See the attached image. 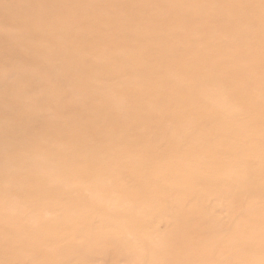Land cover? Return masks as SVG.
Instances as JSON below:
<instances>
[{
    "label": "bare ground",
    "instance_id": "1",
    "mask_svg": "<svg viewBox=\"0 0 264 264\" xmlns=\"http://www.w3.org/2000/svg\"><path fill=\"white\" fill-rule=\"evenodd\" d=\"M188 5L0 0V264H262L264 10L249 11L264 0ZM172 68L186 84L174 90ZM87 170L103 191L145 189L128 199L162 235L121 199L98 202V185L73 199ZM67 205L95 208L86 244Z\"/></svg>",
    "mask_w": 264,
    "mask_h": 264
},
{
    "label": "rangeland",
    "instance_id": "2",
    "mask_svg": "<svg viewBox=\"0 0 264 264\" xmlns=\"http://www.w3.org/2000/svg\"><path fill=\"white\" fill-rule=\"evenodd\" d=\"M206 1L207 0H187V2H189V5H188V7H190V9L191 10H199L201 7H204L205 5H206ZM192 3L193 4H200V7H197V6H192ZM257 7H262L263 8V10H264V5H262V6H254L252 9H251V11H249V15H250V19L252 18L253 19V10H255ZM158 9H160V10H164L165 9V7L164 6H159V8ZM242 17V15L241 14H232V13H228L226 16H225V19H228V20H230V21H237L239 18H241ZM251 19V20H252ZM246 27H241L240 29H245ZM200 29L201 30H208V26L207 25H203L202 27H200ZM239 31V28L237 27V28H235V29H233V30H229L228 32H227V34L226 35H228V34H231L232 32H238ZM240 31H242V30H240ZM207 32V31H206ZM195 34V33H194ZM243 34V32H240L239 33V35H242ZM89 44V43H88ZM175 59L176 58H174V57H171L170 59H168L170 62L172 61V63H174V61H175ZM172 72H174L175 70L172 68V69H170ZM173 76H179V74H178V72H174L171 76H170V83H169V86H170V88L172 89V90H174V89H176L178 86H177V84H181V85H186L183 81H181V79L180 78H175V79H173ZM119 80H126V78H122V79H119ZM205 82H201V84L203 85ZM36 95V96H35ZM33 94V96H31V95H28L27 96V99H33L34 98V96L35 97H37V94ZM82 98V95L81 94H79L77 97H76V99H81ZM155 122V121H154ZM153 122V123H154ZM171 122H169V124H170ZM219 118L216 116V115H214V114H211V115H209L208 117H207V119L205 120V122H204V125L203 126H201L203 129H208L209 131H212V130H214V129H216L218 126H219ZM191 125H194L193 123H191ZM193 127V126H192ZM195 127V126H194ZM235 125H233V124H230V123H227L226 125H225V128H226V130H228L229 132H231V131H233L234 129H235ZM231 129H233V130H231ZM193 143L194 142H190V143H186V144H184L183 145V149L184 148H189V147H191L192 145H193ZM75 145H77V144H75ZM155 145H158V143H156ZM145 152H147V153H151V151H145ZM255 157V158H254ZM224 159L225 158H227V156H224L223 157ZM252 161L253 162H256L257 161V157L256 156H253L252 157ZM253 164V163H252ZM253 166H255V164L253 165ZM229 166H227V168H228ZM93 173H91V171L90 170H87V171H85V173L83 174L84 175V177L86 178L83 182H73L72 184H71V194H72V198L73 199H75L76 201H78V202H81L83 199H86L87 197H89L90 196V194H91V192H90V190H89V188H91V186L92 185H98V186H100V177L97 175V172L96 171H92ZM78 184H79V186H78ZM102 188H101V186H100V188H99V190L94 194L95 196H97V197H95L96 199H98V200H101V201H98V202H101L104 206H106V207H110V206H113L114 205V203H113V200H112V197H116L117 199H121L120 201H121V207L122 208H126L127 210H130L132 213H133V216H135L134 215V213L135 214H137L138 212H139V214H138V216L139 217H137V216H135V220L137 221V220H139V219H141L142 221L145 219V218H147V219H145L144 220V223H143V225L144 224H146L145 226H144V228H149V229H147V231H149L150 233L153 231V232H159V234L160 235H162V233L161 232H163V231H165V225L162 223H158L155 219L154 220H152V218H150L151 217V215H150V217H149V214L148 213H145V212H147V210H146V207L145 206H140V207H136L135 208V205L133 204V206H132V204H130V201H129V197L130 196H133V195H138V194H143L144 192H145V189H143V188H138L137 189V187L136 188H133L132 186L130 187V188H126L125 190H123V191H117V190H113V191H103V190H101ZM140 189V190H139ZM240 193V192H239ZM241 194V193H240ZM240 194H238V195H240ZM93 196V195H92ZM107 196V197H106ZM243 196V195H242ZM134 197V196H133ZM242 198V197H241ZM263 202V201H262ZM94 204H95V202H93ZM210 203V204H209ZM208 203V205L210 206V208H211V210H212V212H214L216 215H218V216H222V217H224V216H226V213L227 212H225V210L227 209V201H215V200H211L210 202ZM259 203H261V202H259ZM139 206V205H138ZM259 206V205H258ZM67 207H68V209L69 210H71V214H72V216H73V218H75V219H77V220H79V221H77L76 222V224L73 226V229H74V237H75V239H78L79 241L78 242H80V241H85V240H87V238H88V231L90 232V230H89V228H90V225H91V217L90 216H92V217H96V214H93V211H94V207H92V205H88V206H86V208H84V209H86L85 210V212H84V209L82 208V207H79L78 209L79 210H77L75 207H74V205L73 206H70V205H67ZM133 207V208H132ZM61 208V207H60ZM140 208V209H139ZM142 208V209H141ZM61 209H65L64 210V214L65 213H67L66 211H68L66 208H61ZM133 209L135 210V211H133ZM138 209H139V211H138ZM145 210V211H144ZM141 211V212H140ZM143 211V212H142ZM91 213H92V215H91ZM141 213H142V215H141ZM148 218H149V220H152V221H154V222H156V226H155V223L153 224V222H148V221H146V220H148ZM141 220H140V222H141ZM135 221V222H136ZM167 221H168V223H171L172 222V216H171V214L170 215H168V218H167ZM148 222V223H147ZM150 224V225H149ZM136 225H138V223L136 224L135 223V225H133L135 228H136V231L137 230H139L140 228L139 227H141V228H143V226H142V224H139L138 226L139 227H137ZM149 225V226H148ZM155 228L154 230H153V228ZM135 228H133V227H131V231L133 232V233H135ZM151 229H152V231H151ZM162 229V230H161ZM259 229V228H258ZM258 229H254V232L258 235L257 236V240L258 241H262L263 239H262V237H261V235H260V231L258 230ZM145 232H146V230H145ZM136 234V233H135ZM155 237V236H154ZM137 238V237H136ZM103 239H105L106 241H111L113 238H112V236L110 235V234H105L104 236H103ZM81 243H85V242H80L79 243V245L81 244ZM86 244V243H85ZM174 246L173 247H176V244H173ZM74 248H76L77 249V247L76 246H74ZM96 253H98V252H96ZM99 254V253H98ZM84 256V255H83ZM83 256H81V257H83ZM86 257H87V259L89 258V256H87V254L85 255ZM81 260V259H80ZM104 260V258L102 257V255H101V258H99V259H96L95 261H94V263H96V264H101V262ZM106 260V259H105ZM101 261V262H100ZM261 261H262V264H264V254H263V256H262V258H261ZM86 264V263H85ZM102 264H104V263H102ZM177 264H186V260H184L183 258H180V260L177 262Z\"/></svg>",
    "mask_w": 264,
    "mask_h": 264
}]
</instances>
